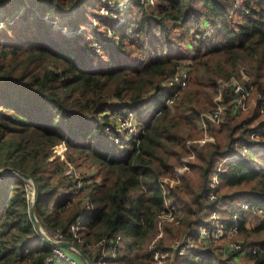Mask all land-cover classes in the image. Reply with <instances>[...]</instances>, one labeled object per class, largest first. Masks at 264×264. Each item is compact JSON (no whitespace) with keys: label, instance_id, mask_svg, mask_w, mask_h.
Segmentation results:
<instances>
[{"label":"trees","instance_id":"obj_1","mask_svg":"<svg viewBox=\"0 0 264 264\" xmlns=\"http://www.w3.org/2000/svg\"><path fill=\"white\" fill-rule=\"evenodd\" d=\"M109 1L0 0V14L17 10L21 15L16 28L0 33V169L30 176L38 187L35 214L46 234L53 240L62 234L94 264L101 256L98 245L120 234L126 251L113 264H153L158 252L160 257L169 253L170 264H243L236 260L244 250L218 253L213 244L196 243L178 255L167 243L174 239L172 228L165 227L166 237L152 239L168 198L183 215L177 232L192 234L217 203L209 201L208 190L218 162L239 145L251 147L263 140L264 147V135L261 141L252 138L264 129L259 101L264 98V0H156L154 6L130 0L125 25L99 43L107 37L100 30L111 29L116 21L97 13ZM121 12L119 8L116 14ZM55 14L71 16L65 25L73 28L69 35L52 33L54 25L44 22V15ZM94 18L100 28L88 30ZM81 25L84 31L77 33ZM192 44L194 52L186 55L182 46ZM181 71L191 78L180 100L145 124L131 152L118 153V145L109 140L112 112L118 105L131 109L153 93L158 96L162 83ZM241 73L249 78L243 84L254 90L250 109L238 114L234 102L239 94L231 91V81ZM219 94L226 121H206L214 142L194 143L192 153L186 142L202 137L200 115L214 107ZM190 155L194 160L181 183L165 193L161 178ZM260 170L256 161L238 158L218 173V198L225 207L232 210L237 201L248 200L239 231L260 236L246 243L260 249L246 251L245 264H264ZM29 187L17 175L0 178V264H47L50 259L69 264L54 256L57 246L35 229ZM56 196L60 201L52 203ZM248 212L262 213L251 230L244 217ZM63 251L70 259L78 256ZM129 251L145 253L132 258Z\"/></svg>","mask_w":264,"mask_h":264},{"label":"rangeland","instance_id":"obj_2","mask_svg":"<svg viewBox=\"0 0 264 264\" xmlns=\"http://www.w3.org/2000/svg\"><path fill=\"white\" fill-rule=\"evenodd\" d=\"M131 3L132 2H130V0H111V1H109V5H113L110 7H112V8L120 7V9H122V12L119 14V16H118V14H116V11L118 9L110 12L106 6H102L100 8H97V13L100 14V16H99L100 18L106 17L107 15H112V17H114L116 19V21L112 24L113 26L111 29L106 27V29L102 28V30H100L101 32L102 31L106 32L107 37L105 35V37H106L105 40L99 39V41H98L99 43L105 42L106 40H111L112 39L110 36V34L112 35L111 31L113 29L118 30L123 25H125V23L119 24V20L123 19V18L126 19V16L128 15V11L130 8L129 4H131ZM114 4H117V6H115ZM68 15L69 14H65V16H62L59 14H55L53 16H45L44 15L43 20L48 26L54 25L53 31H51L52 33L55 34L56 32L63 30L64 34L69 35V33H71V31H72L71 29H73V28L70 26H65L67 23H69L71 21V16H68ZM20 17H21V15L17 10L9 11V13L8 12H1L0 20H3V19L4 20L2 22H0V33H10V31H9L10 29H14L18 26L19 21H20ZM91 21H93V22L91 24V27H87L88 30L95 29L96 27H99L97 25L96 18H94ZM78 31H80V33L83 32L84 26L81 25L80 28L77 30V33H78ZM188 43H191L190 39H188ZM194 46H195L194 44H192V46L184 45V46H182V51H184L186 53V55L193 53L195 50L194 48L196 47V46L195 47ZM243 75L244 74L241 73L239 78H233V81L235 80L238 83H242L244 81ZM189 77L191 78L190 72H189ZM166 97H167V94H165L164 91L161 90L160 94L158 96H156V94L153 93L147 98L146 101L142 102L141 104L137 105L136 107L134 106V108L131 107V109H130L129 107L118 105L119 108H117V109H119V110L114 111V112L123 113L122 118H126L128 120L131 119V121L133 122V127H132V129L134 131L133 133H136L137 131H140L139 133H142L145 129V124L148 121L149 122L153 121L159 115V111L162 109V107L167 105L166 104ZM180 97H181V94L178 97L179 100H180ZM217 98H218V96L213 100L214 107L210 111H205V112L201 113L200 120H199L200 123L204 121L207 125V122L205 120L208 121L207 117H208L209 113H211L214 110H217V104H216L218 101ZM177 102H178V100L175 101V103L173 105H171V106L169 105L167 107L173 108ZM108 112L111 114V111H108ZM114 112H112V114H111L112 116L114 115V117L112 118V121L114 122V132L109 135V140L114 146H116L117 144H115V142L113 141L114 136L116 134L115 133V131H116L115 126H116L117 130L119 129V131H120V129H123V126H121L120 121L117 124L116 119L118 120V118L115 116V114H113ZM126 122H128V121H126ZM126 122H125V124H126ZM198 131H199V133L200 132L202 133V137L200 139H198L196 141L188 140L186 142V148L190 152L193 151L191 146L194 143H198L202 146L206 143L214 142V139L207 135V128L203 129L198 124ZM255 141H257V140H255ZM259 141H261V138H259ZM126 142L127 141H125V140L119 142L121 144L118 145V150H119L118 153H120L121 155L128 154L129 152L132 151V146H131L132 141H130L129 144H127L128 142L127 143ZM262 143H263V140L261 142L254 144L251 147L239 145V147H237V150L233 154H231L230 156H227V157L223 158L222 160H220L218 162L217 167L219 169H222L226 163L234 161L238 158H248L252 161H256V163L259 165V167L261 169L260 171L264 172V147H262V145H261ZM245 147H247L248 149ZM237 156H238V158H236ZM193 160H194V155H190L188 157L182 158L181 162L174 168L173 173L171 175L161 178L160 181L162 183L163 190L165 193H168L169 187H173V186L179 185L181 183L182 177L188 169L189 161H193ZM89 175H91V172H89ZM27 190L29 191V194H30V204H32L33 186H32V188H30V187L27 188ZM167 200H169V198ZM56 201H60L59 196H56L52 200V203H55ZM170 201H172L175 204V207L178 208V217L180 219L183 215L180 213L179 204H177L176 201L172 198ZM247 204H248L247 199L237 201V204L233 208V210H230L228 207H225L223 199L221 197H219V199L217 200V203L215 204V207L213 208V210H211V209L207 210L206 216L204 217L203 222H201L199 224V226H197V228L194 227V229H191L190 233L193 234V237H195L196 234L199 237L201 232H203V230H205V227H203L204 226L203 224H210L211 222H213L214 223V225H213V227H214V230H213L214 234L213 235L214 236L213 237L215 238V241H212V244L215 247H217L218 253H222L224 249H227V245H229L232 242H240V243H242V245H243V243H244V245H247L246 243H248L250 240L251 241H257L260 238V236L253 235L252 233L247 234V233L241 232V231H239V234L236 237L229 238L228 231L226 232L228 235V237H227L225 234V230L222 229L220 226L221 221H224L227 219H232L234 217V215H235L234 211H237L239 216H240L242 210H247L250 207V206H248V208H247ZM234 209H238V210H234ZM91 213H89V214H91ZM261 215H262L261 212H258L255 214H254V212L246 213L244 215V217H246L248 220L247 221V229L251 230L253 227L258 226L260 221H261L260 220ZM217 221H220V224ZM171 222H173V221L166 219V218H162V217H160V219L158 218V222H157V226H158L157 228L158 229L156 230L157 231L156 236L152 239V242H155L156 240H158L161 237L162 238L166 237L165 227L172 228V232L175 233V234L171 235L174 238L172 240V242H167L168 244H170L171 247L175 244V242L181 241L187 235V233L181 235L177 232L179 230L180 223H171ZM43 231L46 234V231L45 230H43ZM120 236H121V240L118 243L119 251L117 252L116 255H119L121 252L123 254L126 251L125 245H124V244H126V242L123 241V236L121 234H120ZM51 240H53V239H51ZM191 242H193V240H191ZM197 242H195V244ZM148 243L149 242H146V245H149ZM204 245H209V244H204ZM251 246L252 245H247L244 247V254H243V256L237 258L236 263L243 262V264H245L244 261H246V257L244 255L247 253L246 251L251 249ZM122 248H123V250H122ZM102 253H103L105 259L107 260V261H105L106 264H113L116 261V258H111L109 260V257H111V253L109 251L103 250ZM137 253H138V255H143L145 252L141 251V252H137ZM137 253H136V251H134L133 254H130V251H129V255H131L132 258L135 257L137 255ZM126 254H128V251L126 252ZM165 257H167V256L166 255L163 257H160L159 255L155 256L153 264H170L172 256H168V257H170L169 260L167 258L165 259ZM61 261L65 262V260H63V259ZM98 264H100V263L98 262Z\"/></svg>","mask_w":264,"mask_h":264},{"label":"built area","instance_id":"obj_3","mask_svg":"<svg viewBox=\"0 0 264 264\" xmlns=\"http://www.w3.org/2000/svg\"><path fill=\"white\" fill-rule=\"evenodd\" d=\"M140 4L145 5V6H154L156 4V0H137ZM238 2L242 1V0H237ZM115 6H117V4H114ZM110 6L113 5H108L106 6L108 8V10L110 12L119 9L120 7H115L112 8ZM122 10V9H121ZM119 16V15H118ZM117 18V17H116ZM126 19H120L119 20V24L125 23ZM80 32V31H78ZM111 36V34H110ZM243 74V73H242ZM243 82H248L249 78L246 74L243 75ZM190 81V77H189V73L188 71H181L177 74H175L174 76H172L171 78L165 80L162 83V91H164L165 94H167L166 97V106H171L175 103L176 99L179 97V95L181 94V92L186 89V87L188 86ZM242 83H238L237 81H231V91L233 93L239 94V96L236 98L235 102H234V112L235 113H241V112H246L250 109L251 105L253 102H249L248 100L251 98V95L253 93L254 87L253 85H249V86H245ZM222 95L220 94L217 98V110L212 111L211 113H209L207 119L208 121H211L214 124H220L221 122H225L226 120H224V117L222 116L223 112L226 110V106L223 105L222 100H221ZM259 101L261 102L262 106V113H264V98L263 97H259ZM165 107V106H164ZM163 108V107H162ZM162 110V109H161ZM161 110L159 111V113H161ZM113 114H115V116L118 118L117 124L120 121L121 126H123V129H116L115 126V136H114V142L115 144L119 145L121 143V141L125 140L127 141L126 143L129 144L130 141H132V144H138V139L140 137V135L142 133H139L140 131H137L136 133H133V122L131 121V119H126V118H122L123 113H118V112H114ZM114 117V115L112 116V118ZM128 121V122H126ZM207 121V120H205ZM126 122V124H125ZM200 127L203 129L207 128L206 123L203 121L200 123ZM264 135V129L258 132H254L252 138L255 140H259V138L261 136ZM247 148V147H245ZM248 149V148H247ZM238 158V156L236 157ZM221 171V169H219L217 167V169L212 173L211 178H210V183H209V190H208V199L209 201H217L218 198V193H219V188H220V181H219V177H218V173ZM163 187V186H162ZM171 199L169 198V200H166V205L165 208L160 212L159 214V219L160 217L162 218H166L169 219L173 222L171 223H180V219L178 217V208L175 207V204L170 201ZM248 204H247V208H248ZM233 210V209H232ZM234 210H238V209H234ZM91 213V211L89 212ZM217 213V212H216ZM235 215L232 219H227L224 221H217L221 228L225 230V234L229 238H234L239 234V225H240V216L238 214L237 211H234ZM214 223L211 222L210 224L204 225L203 227H205V230H203V232H201V234L198 235L196 234L195 237H193V234H189L186 235L181 241H177L175 242V244L171 247L173 252L178 253V255L183 256L185 253H187L192 247H194L195 242L197 243H202V244H212V241H215V238L213 237L214 233V227H213ZM228 231V235L227 232ZM72 232L75 234L76 233V229L73 227L72 228ZM57 239L55 240V242L58 241H64L62 234H56ZM121 240V236L117 235L115 238H113L112 240H107V241H103L101 242L98 246L101 249V256L99 258V263L100 264H106L105 261H107L102 253L103 250H107L111 253V257H109V260L111 258H116L117 257V252L119 251L118 248V243ZM191 240H193V242H191ZM57 247L53 248V252H54V256L57 257L60 260H65L66 262H68L69 264H79L78 262H76L73 259H70L66 253L59 248L58 245H56ZM227 249L229 251L232 252H236V251H242L243 249V245L240 242H232L229 245H227ZM259 246L255 245L253 247H251V251L253 253H256L257 251H259ZM161 256V254L158 252L156 253L155 256ZM165 255L168 257L170 256L169 253H165ZM116 256V257H115ZM53 259L48 260L47 264H52Z\"/></svg>","mask_w":264,"mask_h":264},{"label":"water","instance_id":"obj_4","mask_svg":"<svg viewBox=\"0 0 264 264\" xmlns=\"http://www.w3.org/2000/svg\"><path fill=\"white\" fill-rule=\"evenodd\" d=\"M9 174L17 175V176L21 177L22 179H24V180H26L32 184V186H33V200H32V204H31L30 217H31V221L33 222V224L35 226V229L38 231V233L41 234L44 241L48 244H51V245H58L61 248H63V250H66V251L71 250V251L77 253L78 256H75V257L73 256V260H75L78 263L84 262V264H94L92 259L86 253H84L83 250H81L80 248H78L74 244L69 243L67 241L55 242V241L51 240L45 234V232L43 231L44 229L41 226V224L38 221L36 214H35V203H36L37 195H38L37 184L30 178V176H28L27 174H23V173L15 170V169H10V168L0 169V178L4 177L6 175H9ZM70 257H72V255Z\"/></svg>","mask_w":264,"mask_h":264}]
</instances>
